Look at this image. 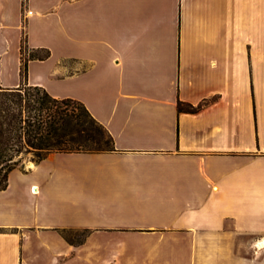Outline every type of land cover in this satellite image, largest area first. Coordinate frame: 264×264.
Masks as SVG:
<instances>
[{
    "label": "crops",
    "instance_id": "crops-1",
    "mask_svg": "<svg viewBox=\"0 0 264 264\" xmlns=\"http://www.w3.org/2000/svg\"><path fill=\"white\" fill-rule=\"evenodd\" d=\"M24 39L51 50L25 82L84 102L117 149L12 170L0 264H264V0H0V86L23 82Z\"/></svg>",
    "mask_w": 264,
    "mask_h": 264
},
{
    "label": "trees",
    "instance_id": "trees-1",
    "mask_svg": "<svg viewBox=\"0 0 264 264\" xmlns=\"http://www.w3.org/2000/svg\"><path fill=\"white\" fill-rule=\"evenodd\" d=\"M22 54L21 85L0 86V190L8 187L12 170L26 166L23 157L27 153H33L32 160L39 163L51 152H109L117 149L111 131L84 102L71 97H55L45 87L25 82L29 60L46 59L51 50L29 48L24 39ZM178 107L185 111L197 109L182 100ZM90 231V228L61 229L72 243L83 242Z\"/></svg>",
    "mask_w": 264,
    "mask_h": 264
},
{
    "label": "rangeland",
    "instance_id": "rangeland-1",
    "mask_svg": "<svg viewBox=\"0 0 264 264\" xmlns=\"http://www.w3.org/2000/svg\"><path fill=\"white\" fill-rule=\"evenodd\" d=\"M32 157H33V153H31V152L24 155L23 162H25V165H26L25 167H27V165L31 164V161H33L32 160ZM75 235H77V234H75ZM98 236L96 237L98 239L95 238L97 241L103 242L104 244L105 243L106 244L109 243L108 246L112 247V249L108 248V249H110L109 251H116V252L117 251H121L124 254H127V253H129L131 251H141V249L132 250L130 248H116L115 249L116 243H118V241H121V238L120 237L114 236V235H112V236L106 235V236H101V237H100V235H98ZM125 240L126 241H130V242H134V243H138V244H142L141 242L144 241L143 238H141L140 236H134V235H129V236L127 235L126 238H125ZM146 241L147 242H150V241L152 242V241H155V240L154 239H150V240H146ZM172 242H173L172 240L169 241V243H172ZM170 248L171 249H169V251H175V248L176 247H175V245H171ZM108 249H106L105 251H107ZM185 264H190V257H189V255L188 256L186 255V257H185Z\"/></svg>",
    "mask_w": 264,
    "mask_h": 264
},
{
    "label": "bare ground",
    "instance_id": "bare-ground-1",
    "mask_svg": "<svg viewBox=\"0 0 264 264\" xmlns=\"http://www.w3.org/2000/svg\"><path fill=\"white\" fill-rule=\"evenodd\" d=\"M35 190H37V188H35Z\"/></svg>",
    "mask_w": 264,
    "mask_h": 264
}]
</instances>
